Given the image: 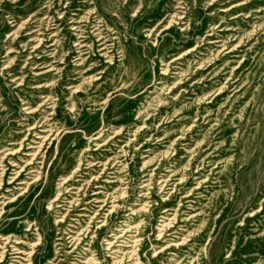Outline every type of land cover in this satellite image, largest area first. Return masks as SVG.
<instances>
[{
    "label": "rangeland",
    "instance_id": "374dc122",
    "mask_svg": "<svg viewBox=\"0 0 264 264\" xmlns=\"http://www.w3.org/2000/svg\"><path fill=\"white\" fill-rule=\"evenodd\" d=\"M0 180V264H264V0H0Z\"/></svg>",
    "mask_w": 264,
    "mask_h": 264
},
{
    "label": "bare ground",
    "instance_id": "6f19581e",
    "mask_svg": "<svg viewBox=\"0 0 264 264\" xmlns=\"http://www.w3.org/2000/svg\"><path fill=\"white\" fill-rule=\"evenodd\" d=\"M9 57V56H8ZM28 152V151H27ZM17 164L15 165V164H11L9 167H11V168H15V169H13V172H10V174L11 175H14L12 178H10V180H9V182L7 183L8 185H12V184H14L16 181H18L19 180V172H21V170L19 171V172H14L15 170H16V168H17ZM33 169V168H32ZM4 171V170H3ZM3 171H2V173H3ZM7 171H9V169L7 170ZM10 171H12V169H10ZM63 181H65V180H62V182ZM2 182V180H0V183ZM16 185H20L19 183L18 184H16ZM93 195H96V194H93ZM57 198V197H56ZM56 198L52 201V204L56 201ZM0 199H2V197H0ZM67 239V238H66ZM60 240V239H59ZM62 240V239H61ZM65 242V241H64ZM72 242L74 243V239H71L70 241H67L66 243H64V246H66L67 247V243L68 244H72ZM112 246H113V243L111 242V243H108L107 244V249H106V251H108V252H110L111 250H112ZM74 250H76L75 248H74ZM60 252V251H59ZM71 253H76L75 251H70V252H68V253H65V257L67 256V254H71ZM117 252L116 251H112L111 252V254L112 255H115ZM75 257H77V258H80V256L78 255V253L77 254H75L74 255ZM82 259V258H81ZM122 261H123V258L122 259H120L119 261H115L114 263H112V264H123L122 263ZM77 263H82V264H87V263H92V261H90V260H85V261H83V262H80V261H77Z\"/></svg>",
    "mask_w": 264,
    "mask_h": 264
}]
</instances>
